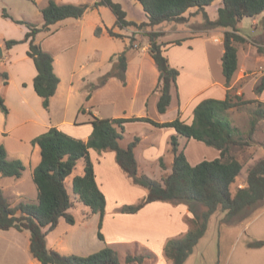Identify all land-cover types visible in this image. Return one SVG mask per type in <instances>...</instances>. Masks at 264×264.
Segmentation results:
<instances>
[{
    "label": "trees",
    "instance_id": "1",
    "mask_svg": "<svg viewBox=\"0 0 264 264\" xmlns=\"http://www.w3.org/2000/svg\"><path fill=\"white\" fill-rule=\"evenodd\" d=\"M143 6L146 20L138 23L129 20L127 11L117 0H97L92 7L108 6L116 17L115 25L119 28L135 26L138 29L155 27L167 21L186 22L192 12H207L205 7L211 6L216 0H136ZM35 2V1H34ZM215 20H206L211 27L230 28L224 32L222 55V72L226 86L239 67L238 50L240 44H246L249 39L240 33V23L245 17H256L264 12V0H221ZM88 4L61 3L58 0H48L41 9L44 24L42 27L31 22L13 18L6 9L3 16L13 22L24 24L27 32L22 40L8 39L7 49L20 43L28 42L27 55L33 60L37 74L34 77L36 93L43 99V106L49 110L50 99L56 93L60 78L54 71V56L46 51L36 41L41 31H51V25L66 18H81ZM103 31L101 26L95 30L99 36ZM112 37L122 38L113 27L107 28ZM163 35L160 31H147L149 49L159 70V82L156 90L160 96L157 103L159 112L165 113L172 101V89L177 87L180 71L174 67L167 54V43L159 41ZM181 44L182 40L174 41ZM133 41L122 52L111 57L113 67L100 77L99 84H93L91 89L103 86L111 77L119 78L126 83L128 59L132 52ZM259 53H264V46H258ZM116 57V58H114ZM1 58V57H0ZM0 79L9 83V73L0 70ZM234 88L227 91L224 99L205 98L194 108L191 123L180 116L166 122H157L150 117H117L101 118L93 116L91 124L93 131L87 140L73 137L57 127H51L46 132L32 139V144L40 148V162L33 170V180L37 187V201H21L12 205L3 189L0 187V229L15 228L19 231L30 232V251L41 264H120L119 253L112 247H104L89 255L63 254L47 245V233L53 230L61 218L70 224H75V217L69 212L73 204L72 195L67 183L70 182L72 193L89 208L86 217L92 213L100 215L98 237L104 240L101 231L102 220L106 209V196L100 189L90 156V149L97 151L112 150L116 161L123 172L134 184L147 188V194L134 204H125L121 212L136 213L145 205L155 201H171L188 205L192 216L190 227L182 235L170 238L164 247V255L170 264H184L193 253L196 245L205 236L211 217L216 212H225L221 223L234 224L248 218L256 209L264 205V157L251 163L246 172L245 185L233 188L244 169V163L232 154L236 145L245 146L250 142L238 136L239 129L232 123L229 113L241 105L257 102L259 107L254 110L252 138L254 128L260 118H264V102L258 99H244L242 95L232 93ZM254 92L260 95L264 92V74L254 87ZM91 93V91H90ZM91 94H88L89 99ZM0 110L9 113L5 98L0 94ZM81 110H85L81 108ZM128 121H148L158 127H173L177 135L171 138L173 163L171 171L160 179L148 176L139 171L135 155L136 137L127 147L120 144ZM179 136L196 139L220 150V156L205 159L192 165L184 149L180 147ZM83 162V173L75 174L77 164ZM164 168L163 159H160ZM25 170L21 159H9L4 144H0V178H20ZM202 209H201V208ZM263 240L249 242V247H260ZM146 255H126L127 263H144Z\"/></svg>",
    "mask_w": 264,
    "mask_h": 264
},
{
    "label": "crops",
    "instance_id": "2",
    "mask_svg": "<svg viewBox=\"0 0 264 264\" xmlns=\"http://www.w3.org/2000/svg\"><path fill=\"white\" fill-rule=\"evenodd\" d=\"M28 1L30 0H0V46L3 48V55L0 58V70L5 67V71L9 73V83L5 84L4 80L0 79V87L2 88L4 85L10 87V81H12L14 69L16 71L19 70L20 76L18 88L13 95L15 97L13 103L14 105H18L14 108L15 111L12 108L13 105L10 104V99L8 100L9 95H7V89H1L5 102L7 106L9 105V113L6 115L0 110V134H2V140H0L2 143L0 142V144H4L7 148L9 159H21L25 164V170L20 178L13 177L11 181H6L5 185L1 184L3 178H0V187L4 192L6 191L7 186H12L14 191L22 193V190H17L20 186L19 180L24 176L28 166H30L33 176V170L40 162L41 158L39 146L33 145L31 141L33 138L46 132L51 127L55 126L73 137L87 140L93 131V125L90 122L93 116L101 118L150 117L157 122H166L175 119L177 116H180L184 120L183 115L187 109L190 112V120L185 121L191 123L194 117V108L201 100L210 97L224 99L227 95V91L236 86L240 78L248 77L252 75V73L259 72L258 69L263 66V64L260 63L264 62V55L258 56L253 61L244 62L240 59L239 49V67L232 77L229 87L226 86L225 77L223 72H221L219 77L214 78L213 76H210L207 80V84L204 85L201 90V92L205 91L203 93L205 96H199V93L201 92L197 90L193 93H189V98L183 101L180 99L183 95L180 91V73L177 79V87L172 89L171 104L165 113H161L157 108L160 93L156 90L159 82V70L148 52V45H145L146 47L143 46V49L137 54V57L132 56L134 57V60L129 56L125 74L126 83H122L123 87L129 89L127 98L124 101H120L116 97L111 96L110 103L114 104V107L112 110L110 105V108L115 112L114 114L112 113V115H102L96 108V94H98L101 89H106L116 77L110 78L104 86L97 87L93 90L91 89L93 81H91L90 77L95 74L93 68H96L97 66L96 57L102 55L103 50L100 46L101 38H113L108 34L107 28L113 27L116 32L123 35L125 33L122 32V30H117V26L115 25L116 17L111 21L104 19L102 10L107 8V6L101 5L96 8L92 7L93 3L97 0L93 2H88V0H58L61 3L88 4L89 8L81 18H66L51 25V31L40 41L42 47L53 54L54 69L60 78L57 91L50 99V109L46 110L43 106V99L36 93L34 88L33 82L37 70L33 60L27 55L29 47L28 42L21 41L9 49L5 47V41L8 39L22 40L28 29L24 24H18L19 26L21 25L20 27L22 28L19 31L20 34H18V36L8 35V30L15 29L16 24L11 18L3 16V9H6L13 18L22 19V17L25 16H23V12L21 13L16 7L20 8L19 4H21L22 8L25 7L27 9ZM33 1H35L37 4L36 6L40 11L48 3V0ZM213 4L209 7H212ZM220 6L217 7L216 14L212 20L217 18V11ZM13 9L19 11L20 14H15ZM205 10L207 11L208 9L205 7ZM196 11L197 9L193 8L190 12L194 13ZM199 14H201V12L196 13V15ZM159 25L156 26L155 31L164 32L159 29ZM98 26L103 28V31L99 36L95 34V30ZM212 30V27L209 26L208 29L202 33H208ZM226 30H230V28L223 27V29H218L216 31L224 33ZM129 32L132 33L134 30L129 29ZM39 34H37L36 41L40 40V38H38ZM188 35L187 39H190V41L199 37L202 38V36H197L191 32H189ZM223 38L224 34L222 36L217 35L214 37L218 43L222 44L218 60L221 70V58L224 52ZM183 43L184 41L182 40L181 45ZM170 45H173V43L169 42L166 48L170 47ZM126 47L127 46H125V48ZM73 48H76V57L80 56L82 51H85L88 54V61L86 64L80 66L81 69H85V71L80 74L78 79L74 78L73 71H71V76L68 79V82L65 83L62 76L66 68L64 55ZM116 54L117 53L112 54V52L107 53V59L110 60L111 57ZM167 54L171 64L177 69L179 67L182 71L183 67L180 65L181 62H173L169 55V50ZM204 57L207 66H209L211 64L209 53L206 52ZM92 62L94 63V66H92ZM2 65H4V67ZM208 73H210V70ZM148 74L151 75L148 76ZM263 74L264 72L260 74L259 78H256L257 82ZM77 83H81V85L78 86L76 85ZM88 83L92 84L89 86L90 89L87 87ZM82 88L84 89L83 93L87 104L83 103L80 107L86 105L84 108L85 110L81 111L80 107H76L72 117L66 116V112L69 109L74 94L78 89ZM244 92V88L241 86L238 87L236 91L239 95H244ZM88 94H91L89 99H87ZM196 97L201 98L198 99ZM249 98L258 99L263 102L264 92L260 95L255 93L254 96ZM60 101L63 102L61 104V109L65 112V115L63 118L61 117L54 121L53 106ZM174 102H176V109L173 114L170 110H172L171 108H173ZM124 126L125 130L123 132V137L120 140V144L123 147H127L136 137L139 138L134 150L140 172L149 175L147 172L154 169L159 175L158 177L155 176V178L160 179L165 173L171 171L173 163L171 138L173 135H177L175 128L158 127L148 121H128ZM179 142L180 147L184 149V152L192 165H196L205 159L211 160L220 156V150L209 146L202 141L179 136ZM187 149L191 150L190 157L193 159V162L190 161ZM90 156L94 164L97 183L106 196V209L101 227L104 240H101L98 237L100 239V245L95 248L94 252L102 249L101 247L103 245V248L109 246L116 249L120 246H131L136 243L137 246H140L145 251H156L158 254L156 255V264H170L164 255V247L170 238L182 235L189 229V219L192 216V213L189 210L188 205L171 201H155L148 203L136 213L121 212V206L125 203H135L142 199L148 192L147 188L134 184L123 172L116 161V154L114 151H97L95 149H90ZM161 158L164 162V168L160 162ZM80 163L82 164L81 172L75 170L74 175L83 173V162L79 161L78 164ZM69 185L71 187L70 182ZM244 185V182L239 184V186ZM73 198L75 199V203H81L75 195ZM110 199L113 200V205H115L116 208H109ZM83 212V220H85L89 208L84 209ZM71 214H73V211ZM224 215L225 212H216L210 219L208 230L211 228L212 218L215 217L218 220V229L221 228V235L224 233L227 235L231 234L230 239L228 240V246L224 253L227 264H231L232 261H235V264H240L241 261L244 263L246 262V256L249 257L261 254L264 257V245L259 248L249 247V242L264 239V224L255 225L257 221L262 218V215H264V207L256 215L228 225H235L234 229H227V227H225L226 223H220V219L223 218ZM217 216H219V219ZM75 219V224H70L56 235L54 233L55 230L61 222H64L61 221V219L53 230L48 231L46 238L49 248L55 249L63 254L89 255L93 253L92 251L86 250V244L85 247L82 246L83 238L85 237L80 231L82 224L76 217ZM100 220L101 218L97 221L98 224ZM12 239H17V243H13ZM23 246L26 252L25 262H27V264H41V262L35 258L30 251V232L26 233L25 231H18L15 228L7 230L0 229V264H5L8 259H11L10 252L17 251ZM194 251L184 264H189L188 262L190 261V258L195 254ZM224 254H222V257H224ZM221 261L222 260H219L217 264H223ZM263 261L262 263L257 264H264ZM196 264H198V262Z\"/></svg>",
    "mask_w": 264,
    "mask_h": 264
},
{
    "label": "rangeland",
    "instance_id": "3",
    "mask_svg": "<svg viewBox=\"0 0 264 264\" xmlns=\"http://www.w3.org/2000/svg\"><path fill=\"white\" fill-rule=\"evenodd\" d=\"M95 0H88V2H93ZM119 1L124 9L127 11V17L129 20L136 21L138 23L146 20V15L143 9V6L140 2L136 0H117ZM28 8L21 7V4H19V7H16L19 9V11L22 13L23 16L22 21L31 22L34 25H37L39 27H42L44 24V19L42 12L37 8V4L30 0L27 2ZM78 4V3H77ZM222 4L221 0H216L212 7H206L208 10L207 15L205 16L203 13L196 15V12L191 13L189 20L186 22H171L167 21L162 23L160 26V30L164 31L163 35L159 37V41L166 42L169 44V42H172L173 45H170V47H167V53L169 50V55L171 56L173 62L176 63V61L181 62L180 65L183 67L182 71L178 67V70H180L181 78H180V86H181V100H186L189 98V93H193L197 90L201 92L204 85L207 84V80L210 78V76H213L214 78L219 77L222 70L218 64L219 60V53L221 50V43H218L217 40L214 39L217 35H223L221 31L217 32L216 30H221L223 27H212V31H209L208 33H202L206 29H208L209 25L206 24V20H212L216 14V9L218 6ZM22 8V9H21ZM23 11H21V10ZM19 11H16L13 9V12L16 14H20ZM104 19L107 21H111L114 19L115 15L112 12V10L107 6V8H104L102 10ZM16 28L13 30H8V35H14L18 36L20 34V29H22L18 24L16 23ZM207 26V27H206ZM129 29L134 30V32H129ZM155 27H146L143 29H138L135 26H130L125 28H119L117 27V30H122L124 32V36L122 38L113 37L111 39L108 38H101V47H102V55L100 57H96L97 59V66L96 68H93L95 70V74H93L90 78L91 81H93L92 84H99L100 77H102L106 72L110 71L113 67V63L111 60L107 59V53H119L121 52L125 46L130 45L131 41H133V47L131 52V59L134 60V57H137L139 52L143 49V46L149 47V41L147 36V31L155 30ZM49 31L43 30L38 35V38H40L39 42L43 37H45L48 34ZM189 32L197 35L202 36V38H196L193 41H190V39H187V36H189ZM240 32L247 36L249 39V42L246 44H240L239 45V56L241 61L244 62H250L253 61L255 58H257L260 55H264V53H259L258 46H264V12L256 17H245L240 23ZM202 33V34H201ZM183 40L184 43L181 44H175L174 41L176 40ZM145 46V47H146ZM21 49V48H20ZM149 49V48H148ZM208 52L211 60V64L207 66L206 60H205V53ZM80 56L76 57V48H73L72 50L68 51L64 55L65 60V72L62 74L64 78V82L67 83L68 79L71 76V71L74 74V78L78 79L80 74H82L85 69H81L82 64H86L88 61V54L85 51L81 52ZM134 56V57H132ZM116 58V57H114ZM91 60V59H89ZM94 61V60H93ZM134 62V61H133ZM263 64V66L258 69L259 72L252 73V75L248 77H242L239 79L236 86H234V90L232 93H236L238 87L244 88V99H253L249 98L255 95L254 93V87L256 78H259L260 74L264 72V62L260 63ZM54 65V63H53ZM4 67V65H2ZM92 66H94V63L92 62ZM209 67V68H208ZM5 68V67H4ZM1 69V71H5V69ZM7 70V69H6ZM210 70V73L208 71ZM55 71V69H54ZM56 73V72H55ZM72 74V75H73ZM251 74V72H250ZM151 74H148V76ZM238 75V74H237ZM236 75V76H237ZM134 76V75H133ZM196 80H195V78ZM113 78V77H111ZM20 76H19V70L16 71L14 69L13 75H12V81L10 87L8 85H4L2 88L0 87V94H2L1 89L6 90L7 89V95H9L8 100L10 99V104L13 105V110L18 106L17 104L14 105V94L16 93V89L18 88V82H19ZM77 82V81H76ZM122 81L119 78L113 79L112 83H110L106 89H101L98 94H96V108L97 111L102 115H112L115 111L113 110L114 104L110 103L111 96L116 97L120 101H124L127 98V93L129 92L128 88L123 87ZM91 83H88L87 87L89 88ZM231 84V83H230ZM76 85L80 86L81 83H77ZM104 86V85H103ZM8 87V88H7ZM5 88V89H4ZM90 89V88H89ZM84 89H78L77 92L74 94L71 104L69 106V109L66 112V116L72 117L73 112L75 111L76 107H80L81 104L86 103L85 97H84ZM205 91L199 93V96H205L203 94ZM253 92V93H252ZM188 94V95H187ZM3 95V94H2ZM12 96V97H10ZM4 97V96H3ZM201 98V97H196ZM264 102V101H263ZM63 102L60 101L56 105L53 106V119L63 118L65 115V112L61 109V104ZM87 104V103H86ZM110 105L112 107V110L110 108ZM9 106V105H8ZM86 106V105H85ZM84 105H82L80 108H85ZM259 107V104L257 102L241 105L238 108H235L230 111L229 117L234 124V126H237L239 129L238 136L243 139H247L250 144L245 146H239L236 145L232 148V154L239 158L244 163V169L241 173V175L238 177L237 181L233 185V188L239 186L242 182L245 183L246 178V172L248 166L253 163L255 160L264 157V118H260L259 122L254 128V132L252 135V138H249V133L252 129V120L254 118V110ZM264 109V105L262 106ZM50 109V107H49ZM170 112L174 114L176 109V102H174L173 108H171ZM47 110V109H46ZM15 111V110H14ZM82 111V110H81ZM119 112V111H118ZM190 112L185 111L183 118L184 120H190L189 119ZM0 140H2V134H0ZM1 142V141H0ZM2 143V142H1ZM190 149V148H189ZM187 149V154L190 158V161L193 162V159L190 157L191 150ZM82 164H78L76 171L81 172ZM142 173V172H141ZM147 173H149L148 176L155 178L158 177V173L156 170H150ZM7 179V180H4ZM13 177H7L3 178L1 184L6 183V181H11ZM20 181V186L17 190H22V193H19L17 191H14L12 186H7V189L4 193L8 197L9 201L12 205H17L21 201H37V187L33 180V176L30 170V166L26 168V171L24 173V176L22 177ZM67 186L69 188V191L72 195L73 204L69 212L71 213L73 211L74 217L79 220V222L82 224V228L80 231L84 234L83 238V247H85L86 244V250L87 251H95V248H97L100 245V239L97 236V232L99 230V224L98 220L100 216L98 213H90L88 217L83 220L84 212L83 210L88 208L85 204L81 203H75L74 194L72 193L71 187L69 185V182L67 183ZM16 190V189H15ZM141 200V199H140ZM139 201V200H138ZM136 201L135 203H137ZM113 200H109V208H116L115 205H113ZM125 204H134V203H125ZM124 204V205H125ZM123 206V205H122ZM121 206V207H122ZM261 206L258 209H256L250 216L256 215L262 208ZM201 208V207H200ZM202 209V208H201ZM97 215V216H96ZM249 216V217H250ZM219 219V216H217ZM221 217V216H220ZM212 224L210 230L207 231L206 235L200 240L199 244L195 247V254L192 258H190L189 264H217L219 260H222L223 264H227V261L225 260V251L228 246V240L230 239L231 234L227 235L226 233L221 235V228L218 229V220L217 218H212ZM247 219V218H245ZM76 220V219H75ZM222 220V218L220 219ZM219 220V222H220ZM61 224L58 226V228L55 230V235L59 233L60 231H63L66 227L70 225L64 218H61ZM216 221V222H215ZM85 223V224H84ZM221 223V222H220ZM264 224V215H262V218H260L255 225H263ZM229 224L226 223L225 227L227 229H234L235 225L228 226ZM238 225V224H237ZM229 227V228H228ZM264 230V228H263ZM19 231V230H18ZM26 233H29L28 230H23ZM22 231V232H23ZM13 243H17V239H12ZM264 241V239H263ZM104 246V245H103ZM103 246L101 248H103ZM107 247V246H105ZM261 247V246H260ZM251 248H259V247H251ZM116 250L119 253L120 257V264H136V263H127L125 261L126 255L133 254V255H146L147 258L145 259L144 263L142 264H156L157 258L156 251H145L140 246H137V244H133L131 246H120L117 247ZM150 252V253H148ZM222 254H224V257H222ZM11 259H8L5 264H27L25 262L26 259V252L23 247H20L17 251L10 252ZM222 258V259H221ZM246 262H242L240 264H257L262 263L264 257L260 255H253L249 257H245ZM191 262V263H190ZM226 262V263H225ZM264 262V261H263ZM233 264H235V261H232ZM231 263V264H232Z\"/></svg>",
    "mask_w": 264,
    "mask_h": 264
},
{
    "label": "water",
    "instance_id": "4",
    "mask_svg": "<svg viewBox=\"0 0 264 264\" xmlns=\"http://www.w3.org/2000/svg\"><path fill=\"white\" fill-rule=\"evenodd\" d=\"M3 55V48L0 46V57Z\"/></svg>",
    "mask_w": 264,
    "mask_h": 264
}]
</instances>
